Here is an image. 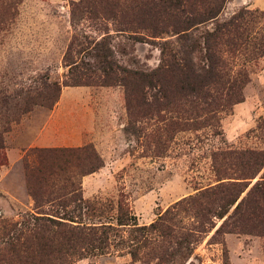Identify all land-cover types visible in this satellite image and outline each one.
Segmentation results:
<instances>
[{
	"label": "rangeland",
	"instance_id": "374dc122",
	"mask_svg": "<svg viewBox=\"0 0 264 264\" xmlns=\"http://www.w3.org/2000/svg\"><path fill=\"white\" fill-rule=\"evenodd\" d=\"M80 1L0 0V146L4 147L0 154L7 162L0 166V264L10 257L11 242L19 247L7 236L9 224L37 212L64 214L61 207L48 203L38 210L28 183V173L40 169L39 153L53 150L71 151L67 156L71 163L67 172L39 173L40 181H47L46 197L50 191L54 196L65 195L70 192L68 181L75 182L77 195L85 203L76 212V220L111 225L112 235L117 236L109 254L74 264H264V237L229 233V227L218 233L227 218L210 224L197 218L198 205L191 203L201 191L219 184L214 152H264V55L250 51L238 55L235 72L244 70L249 83L243 102L216 120L223 137L214 134L206 118L195 121L196 127L209 122L202 129L175 134L165 132L166 114L131 117L120 86H63L50 108L40 96L45 92L39 91L43 83L65 81L69 70L64 57L70 43L103 34L102 21L72 17L71 3ZM242 11L264 12V0H228L217 21L192 30L184 42L172 33L142 42L127 33H115L109 22L113 35L109 46L120 65L143 72L161 65L168 46H197L193 58L204 67L205 34ZM251 30L262 43L264 20L258 17ZM87 61L96 65L92 57ZM189 125V130L194 129V123ZM88 153L93 154L91 158H86ZM96 155L102 167L83 176L84 159L93 161ZM236 167L240 168L236 161L224 165L229 176L237 172ZM262 178L264 169L250 188ZM221 206L218 202L213 209L221 211ZM163 218L167 221L164 233H168L164 237L162 228L151 227L163 226ZM121 222L130 226H120Z\"/></svg>",
	"mask_w": 264,
	"mask_h": 264
},
{
	"label": "trees",
	"instance_id": "16d2710c",
	"mask_svg": "<svg viewBox=\"0 0 264 264\" xmlns=\"http://www.w3.org/2000/svg\"><path fill=\"white\" fill-rule=\"evenodd\" d=\"M227 2L228 0L72 2V17L81 15L83 19L102 21L103 34L100 38L87 37L84 41L75 38L64 57L65 67L69 70L65 81L63 84L43 83L39 92L45 93L40 96L48 101L47 107L51 108L59 100L63 86H120L125 90L131 117L166 114L163 122L168 129L165 128V132L172 131L175 134L198 131L202 129L201 126L211 122L208 127L215 130L213 132L216 136L223 137V133L219 132L220 122L216 120L231 106L243 102V90L249 83L248 74L244 70L235 72L238 55L248 54L249 51L251 54L264 55V39L262 43L257 42L256 33L251 30L258 17L264 20V12L242 11L207 32L203 46L206 53L204 67H199L193 58L197 46H168L163 50L161 65L151 72L130 70L117 62L114 50L109 46L113 35L107 23H112L115 33H127L142 42L163 39L164 35L171 33L179 35L180 41L184 42L192 30L217 21ZM88 57L95 59L96 65L87 61ZM186 116L189 118H184ZM201 118H206L209 122L196 127L195 121ZM190 122L194 123V129L187 128ZM3 149L0 146V150ZM71 153L69 150L39 153L38 173H28L31 196L38 210L48 203L61 207L64 214L37 212L27 214L20 222L9 224L11 229L7 236L10 240H16L19 247L16 248L14 242L10 243V257L3 259L5 264H74L88 257L109 254L113 249V242L117 238L115 234L112 235V231H115L113 226L105 223L86 225L76 220V212L81 211L82 204L85 203L82 196L77 195L80 190L75 188V182L68 181L70 192L65 195L54 196V191L49 192L50 197L45 195L49 188L44 190L47 181H40L39 173L53 170L56 174L59 171L65 172L71 163L67 158ZM88 154L90 156L86 158L93 155ZM86 158V162L82 164L86 170L83 176L95 173L102 167L103 162L99 156L96 155L89 162ZM212 159L219 184L201 191L191 199V203L199 208L197 218L201 216L210 224L213 219L227 218L218 233L222 228L229 227V233L264 237V178L250 188L252 181L264 169V152L221 150L214 152ZM230 161H236L240 165L231 176L224 169V165ZM6 163L5 157L0 154V166ZM246 192L247 196L241 198ZM218 202L222 203L221 211L215 210ZM70 207L74 208L73 212H66ZM232 209L234 210L229 215ZM170 213L171 211H167V215ZM160 222L163 226L159 224L151 227L162 228L159 231L164 233L167 221L163 218ZM126 225L130 226L128 223L120 224ZM167 234L165 232L163 237ZM131 254L133 256L134 253Z\"/></svg>",
	"mask_w": 264,
	"mask_h": 264
}]
</instances>
